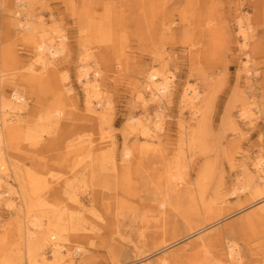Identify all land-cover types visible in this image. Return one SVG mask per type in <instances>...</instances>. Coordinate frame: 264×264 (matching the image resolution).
Returning <instances> with one entry per match:
<instances>
[{
	"label": "bare ground",
	"instance_id": "obj_1",
	"mask_svg": "<svg viewBox=\"0 0 264 264\" xmlns=\"http://www.w3.org/2000/svg\"><path fill=\"white\" fill-rule=\"evenodd\" d=\"M8 1L1 0L2 10L7 14L2 30L11 42L0 47V205L9 212L6 217L0 213V264H91L95 259L79 240L90 237L85 225L94 224L95 219H106L104 216L109 214L113 203L94 205L96 193H93L88 198L93 203L88 210L94 215L88 217L77 193L87 191L91 182L109 187L119 180L133 178H142L139 181L144 183L147 192L146 198H140L149 203L137 209L144 212L140 210L141 214L137 215L139 211L131 210L136 206L132 203L140 198L130 199L131 204L127 200L120 202L119 210L116 211V206L114 211L120 217L119 222L134 221L137 249L146 246V238L157 248L147 249L129 264H250L249 256H253L254 249L248 245L250 240H245L241 248L231 238V232H226L227 227L208 237L204 231L247 208L251 209L242 216L243 224L264 223V148L253 158L242 154L238 164L241 170L235 181L226 188L218 184L214 193L207 195L212 168L217 165L214 158L194 163L189 169L185 153L209 150L203 134L210 97L205 96L206 88L200 89L190 80L178 89L174 84L176 73L168 66L174 59L157 49L161 41H173L178 36L181 43L188 45L184 52L192 62L212 55L217 46L226 45L225 36H230L227 18L232 12L224 13V3L219 0H97L101 11L94 13L90 0H66L71 7L68 14L73 16L71 26L76 29L73 28L74 43L70 44L66 28L43 24L36 8L43 0H15L13 9L5 7L12 4ZM178 7L181 12L175 11ZM115 13H120L124 20L117 22ZM235 18L240 35L238 48L248 57L243 69L248 71L246 48L258 28L253 19H245L239 12ZM118 29L145 32L151 38L158 35L149 50L154 56L159 53L153 58L157 67L135 68L141 64L132 60L133 57H124L133 77L128 83L129 92L145 114L127 118L122 133L123 147L119 151L113 134L103 132L113 123V107L104 88V70L100 74V68L107 63L105 49L111 53L107 44ZM96 42L102 51L93 46ZM73 56L75 80L84 96L83 114L77 112L80 108L70 85ZM41 86L48 98L35 99L30 104L32 90ZM173 98H178L180 112L186 109L191 121L178 122L182 127L178 129L179 139L170 145L157 134L165 129L166 114L162 105ZM256 104L253 100L241 101L240 119L253 125L252 106ZM148 107L154 110L153 116L146 113ZM256 108L260 112V105ZM94 127H98L100 136L89 133ZM23 140L36 151L38 145L49 151L46 162L38 152L39 157L26 155L25 150L17 152L20 148L17 144ZM238 147L235 139L224 145L229 160L234 161L233 154ZM49 157H53L54 163L47 162ZM30 162L39 163L40 167ZM48 164L58 166L63 180L56 181L54 174L48 177ZM227 196L245 200L236 210H226ZM94 207H99V212ZM169 238L175 240L169 241ZM185 240H193L186 253H169L170 248ZM220 243L224 246L221 250ZM109 253L112 264H124L117 263L120 253ZM154 254H159L156 262L148 263L147 257ZM245 256L249 257L248 261L244 260Z\"/></svg>",
	"mask_w": 264,
	"mask_h": 264
},
{
	"label": "rangeland",
	"instance_id": "obj_2",
	"mask_svg": "<svg viewBox=\"0 0 264 264\" xmlns=\"http://www.w3.org/2000/svg\"><path fill=\"white\" fill-rule=\"evenodd\" d=\"M90 1H92L90 3H92L91 6L94 9V13H96L97 10L98 12L101 11L97 0ZM219 1L222 4L224 3V13H227V11L232 12V15H228L229 17L227 18L230 20L227 28L230 32V36H225L224 44L226 45L221 47L224 50L217 46L216 52L212 55L195 59L192 62V59L188 57V53L184 52V47L188 45L181 43L178 36L177 39L173 41L167 39L163 42L161 41L159 47L157 48L159 53H165L170 55V58L174 59L169 62L170 64L168 66L170 70L176 73L174 84L177 85L178 89L182 88L183 84L190 80V82L199 86L200 89L206 88L205 96L207 95L210 97V107L203 134L206 142L209 144V150H202L204 152L202 153L199 149H195L185 153L187 165L189 162V169L194 163H201L209 158H214L217 165H214V168H212L211 180L206 189L207 195H212L215 188L218 187V184L221 185L220 187L226 188L227 185L235 181L237 173L241 170L238 164L240 163L242 154L253 158L258 151H261L264 148V0ZM8 2H12V4H7L5 7H11V9H13L15 6V0H9ZM164 5L166 6L167 4ZM168 5H170V3H168ZM3 6L4 4H1L0 0L1 49L8 46L11 42L9 39H6L5 33L2 30V21L7 15L2 10ZM227 6H231V8H228ZM36 8H38L37 13L40 14L41 18L44 20L43 24L51 26L58 25L60 28H66L70 34V44L74 43L72 36L74 35L75 28L71 26L73 16L72 14H68L69 9L71 8L68 1L43 0V4L37 5ZM113 10H116L114 6ZM175 11L181 12V7L175 8ZM237 12L243 15L245 19L248 17L253 19V21L256 22L255 26L258 28L257 34L251 39L248 44V48H246L247 55L249 56L248 71L243 69V63L247 57L246 53L238 48L240 35L237 33L235 18ZM177 13H174V16L180 18V15ZM117 14H113L115 15V20L117 22L119 19L124 20V17L120 13ZM154 20H157V18ZM114 34L115 35L112 36V41L107 44L108 48L111 47V53L109 54V51L105 49L107 54V63L106 66H102L100 68V74L102 76L101 71L104 70L105 73L103 78L106 83L104 88H106L108 95L112 99L113 107V123L111 126L105 127L103 132H111L113 134L112 136L116 142L117 151H119L121 147H123L122 133L125 128L127 118L129 116H141L145 114L143 107L135 101L134 97H132L129 92L130 89L128 83L131 79H133V77L128 72V63H126L128 60L124 57H133L131 58L132 60L138 61L141 64L134 66L135 68H142L147 65L157 67V62H155L153 58H155L159 53L156 52V55L154 56L150 54L149 50V46L152 45L151 42L155 41L158 35H156L155 38H151V36L146 35L147 33L145 32H133L126 29L124 31H120L118 29V32H114ZM97 44L98 43L96 42L93 46H96L97 49L102 51L100 46ZM17 46L18 45H15L14 47H16L18 51L21 50ZM21 47L22 46L20 45V48ZM121 64L123 65L121 66ZM73 65H76L74 56L70 61V85L73 89L72 92L75 95L76 102L80 108L77 112H81L83 114V91L81 90L80 84L77 80H75L76 74L74 72ZM134 78L136 79V77ZM139 81L142 82V84L144 83L141 78ZM42 87L43 86L37 87L32 90V96L28 99L30 104H32L35 99L41 100L48 98L44 89H41ZM6 89L9 88L6 87ZM22 89L23 86L21 85L20 90ZM177 100L178 98H173L170 103L165 102V105H162V110L166 114L164 115L166 121L165 129L157 134L163 142L170 145L177 143L176 140L179 139L177 137L178 129H181L182 127H180L178 122L187 124L191 121L186 109H183L182 112H180ZM252 100L258 103L252 106V111L254 112L252 116L253 125L248 124L239 117V107L241 101ZM259 105L261 107L260 112L256 108ZM151 107H148V111H146V113L153 116L154 110ZM143 117L145 118V116ZM89 133L94 134L95 137L102 134L100 133V130H98V127L90 129ZM52 135L53 134L51 133L48 136ZM132 136L133 135L131 134L130 138H132ZM234 139L239 146V152L235 151L233 154L235 159L234 161H231L227 157L226 152H224L223 147L226 143H231ZM131 141L132 140H130V143H132ZM17 145L20 147L17 152L25 150L28 154H24L36 155L38 157L39 153L43 156V162H46L45 155L49 151L42 150L39 145L36 146L38 148L37 151L34 149L33 145H29V143L25 140L20 141ZM230 153L232 154L231 151ZM47 162L54 163L53 157H49ZM246 163L249 164L250 161H247ZM34 165L40 167L39 163L35 162L33 163V166ZM46 170L48 177L51 176L50 174H54V177L57 178L56 181L61 180L62 177H64L63 172L60 171L56 165L51 166L48 164ZM140 179L142 178H133L131 180L128 179L127 181L125 179L119 180L113 185L111 184L109 187H103L101 184L91 182V186H88L87 191H80L77 193V199H79L83 207L84 214L88 217L94 215L88 210L90 204H93L88 201V198L92 196L93 193H96L94 205L103 202L113 203L109 214L105 216L103 215L106 219L103 221L95 219L94 224L85 225V230H88L90 237L79 240L81 244L88 247L90 250L89 252L92 253V256L94 257L95 261L91 264H112L113 262L112 258L109 256V251L120 253L116 259L117 263L129 264L138 260L137 258L146 253L147 249L155 250V248H157V245L153 244L151 240L146 238L144 240L146 246H141L137 249L136 246L138 245V239L135 235L136 225H132L134 221H129V223L119 222L120 217L117 216L114 211L120 202H125L127 200L128 203H130L131 200H137L140 197L146 198L144 196L147 192L145 191L144 183L139 181ZM141 185H143L142 188ZM89 189H92L94 192L89 193ZM227 197L228 198L225 203L226 210L229 209L231 211L236 210L235 208L237 205L245 200L242 198L240 201H237L236 197ZM147 203L149 202L143 201L142 198H140L137 203H132L136 206L131 205V210L133 209L134 211H139L137 215H140L141 212H144V209H140L141 212L137 209ZM94 208L96 209V212H99V207ZM250 209L251 208H247L240 213H237L236 215H233L216 224L214 227L205 230L204 236L208 237L213 235L216 231L221 233L222 230L227 227L231 230L226 229V232H231V238L238 241L241 248H244V242H246L245 240H250L248 245L254 248L252 250L253 256H249L252 260L250 264H264V223H253L251 225L242 223V216H244V214ZM118 210L117 206L116 211ZM8 212L7 207L0 205V213L5 214L6 217V213ZM229 224H232V226ZM238 225H240V227L235 229ZM239 233H242L245 236H240ZM181 237H184V235ZM174 240L175 238H169V241ZM77 242L78 241L74 243ZM192 244L193 240L190 242H188V240L179 242L169 249V253H174L176 251H180L181 254L186 253ZM222 247L224 246H221L220 243V250ZM158 255L159 254H154L147 257L148 263H155ZM249 257L245 256L244 260L248 261Z\"/></svg>",
	"mask_w": 264,
	"mask_h": 264
}]
</instances>
